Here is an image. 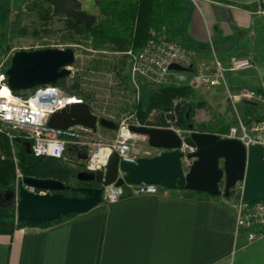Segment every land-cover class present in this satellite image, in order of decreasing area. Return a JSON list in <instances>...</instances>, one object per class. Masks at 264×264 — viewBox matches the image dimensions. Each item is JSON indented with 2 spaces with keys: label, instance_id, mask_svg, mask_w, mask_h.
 <instances>
[{
  "label": "crops",
  "instance_id": "1",
  "mask_svg": "<svg viewBox=\"0 0 264 264\" xmlns=\"http://www.w3.org/2000/svg\"><path fill=\"white\" fill-rule=\"evenodd\" d=\"M24 1L12 6L9 0L11 11ZM181 3L186 8L183 22L168 34L193 53L188 81L197 76L219 80L213 86L200 81L181 84L189 87L191 94L175 100L188 104L189 125L195 131L217 133L228 130L238 118L251 122L264 116V100L236 101L230 97L242 90H255L264 96L263 0ZM78 8L100 15L96 0H78ZM241 57L252 58L253 67L239 72L227 70ZM139 83L141 89L145 87L142 84L152 87V94L175 85L155 86L143 79ZM208 108L218 114L212 128H208L210 115H205ZM161 120H165L163 114ZM188 130L183 129L182 136L188 135ZM115 132L99 126L93 131L107 142L115 138L111 139ZM73 149L77 165L85 164L84 148ZM67 160L72 161L64 160L67 165ZM69 169L68 184L79 186L78 180L72 182ZM227 198L161 187L154 195L128 193L112 204L102 200L87 212L50 225L28 224L15 228L12 234H0V264H264V236L249 241L245 230L238 231V204Z\"/></svg>",
  "mask_w": 264,
  "mask_h": 264
},
{
  "label": "water",
  "instance_id": "2",
  "mask_svg": "<svg viewBox=\"0 0 264 264\" xmlns=\"http://www.w3.org/2000/svg\"><path fill=\"white\" fill-rule=\"evenodd\" d=\"M44 1L53 7L55 14L72 18L85 28L92 27L97 20L96 15L78 8V0ZM75 60L76 53L72 47L18 50L12 55L5 72L7 84L12 91H28L42 85L56 84L70 76L69 68L74 65ZM170 69L189 71V68L177 64H171ZM47 124L60 130L82 126L94 132L98 126L117 128L115 122L93 114L88 103H74L53 113ZM131 130L147 135L149 145L163 149L162 153L151 158H139L136 163H126L120 161L119 155L113 152L103 169L79 171L76 175L81 183L79 186L55 179L25 176L20 182L16 205L17 222L43 224L69 214L87 212L102 202L104 186L113 182L116 185L154 184L166 189L190 190L214 197H229L237 183L242 182L244 201L264 200L262 145H251L247 149L237 139L223 138L212 132L195 131L193 125H189V134L186 136L167 127L131 126ZM182 142L197 149L187 155L192 160L187 171L182 162L184 153L179 150ZM25 145L30 153V144ZM87 157L88 155L84 160ZM81 167L85 168V164ZM26 187L41 192L28 190ZM14 194L12 189L6 198L13 200Z\"/></svg>",
  "mask_w": 264,
  "mask_h": 264
},
{
  "label": "built area",
  "instance_id": "3",
  "mask_svg": "<svg viewBox=\"0 0 264 264\" xmlns=\"http://www.w3.org/2000/svg\"><path fill=\"white\" fill-rule=\"evenodd\" d=\"M190 1L196 3L198 0ZM59 47L57 48H74L73 45ZM37 48H56V46H40ZM121 54L127 57L129 61V77L133 85L131 101L133 109L128 116L120 115L109 119L116 123L117 132L113 140L105 143L97 141L93 131L82 126L60 130L51 128L47 124L50 115L74 103H88L92 113L101 118L93 110L91 103L86 101L85 96L71 92L67 93L59 84L38 86L32 89L27 96L16 95L9 88L7 76L5 75L10 64H8L9 62L7 64L4 62L0 63V134L4 135L9 141L11 157L16 168V178L13 187L15 192L13 201L15 205H17L19 200L20 182L24 177L18 166L17 150L15 147L17 139L23 141L24 145L29 143L30 153L35 157H54L66 160L68 144L73 148H84L88 153L85 162V169L88 171L103 169L113 152L119 155L120 161L136 163L139 158H151L161 154L163 151L161 148L150 146L147 135L131 130V126H149L142 124L136 115V105L139 103L141 97L139 79H143L155 86L167 84L181 85L186 82L191 83L192 81H200L212 86L219 84L217 78L207 76H197L192 81H188L187 72L170 69L171 64L187 68L191 67L193 53L180 41L172 38L164 27L158 31L152 30L150 39L141 49L135 50L129 48L121 52ZM11 57H8L9 61ZM252 67V58L241 57L233 60L227 70L239 72L251 69ZM69 69L71 70V74L66 78V82L68 85H73L69 82V78L73 77V65ZM223 74L224 69H221L220 76H223ZM4 89L7 91H4ZM230 97L236 101L264 100V96L255 90H242L238 95H230ZM176 104L175 106H177ZM163 117L166 122L171 124L167 128H172L182 136L183 129L176 126L178 121L176 109H167L164 111ZM216 134L223 138L237 139L247 149L255 144L264 147V116L251 122H245L243 119L238 118L237 122L231 125L226 132ZM179 150L184 153L182 162L185 171H187L192 163V160L188 159L187 155L194 153L197 149L182 142ZM26 188L35 191L32 187ZM160 189V186L154 184L116 185L113 182L104 186L102 200L112 204L118 202L128 193L131 196H146L158 194ZM16 223H18L17 218ZM237 229L238 231L245 230L249 241H255L264 236V200L260 202H247L243 200L241 195L237 212Z\"/></svg>",
  "mask_w": 264,
  "mask_h": 264
},
{
  "label": "rangeland",
  "instance_id": "4",
  "mask_svg": "<svg viewBox=\"0 0 264 264\" xmlns=\"http://www.w3.org/2000/svg\"><path fill=\"white\" fill-rule=\"evenodd\" d=\"M19 1L11 0L12 6ZM10 8L9 0H0V63L7 64L9 62L8 64H10L8 57L22 49L33 50L40 46H56L57 48L73 45L77 56L73 65V77L69 78V82L71 84L79 83V90L85 95L86 101L91 103L93 110L101 117L110 119L115 116L129 115L133 109L131 104L133 85L129 77L127 57L121 53H115L110 45L99 43L91 36H81L73 32L67 27L66 19L62 18V15H53L51 5L44 0H25L19 8L12 9V11ZM8 15L9 21L7 22ZM142 86L145 87L141 89L140 98L148 97L154 91L146 84H142ZM175 103L173 102L170 108L176 109L177 117L178 106H186L185 111H187V103L183 104L179 100ZM211 109L205 110L207 111L205 115L211 117V124H208V128H212L214 125L212 122L218 118L217 112ZM163 113L162 109L153 110L147 118V122L151 125L171 126L165 120L159 121L160 115ZM188 122H192V119L190 118ZM99 129H104V127L99 126ZM213 129L216 130V128ZM115 134L116 132L111 135V139L115 137ZM94 137L97 141L107 142L105 138ZM73 150L72 146L68 144L67 159L70 158L72 161L67 160V163L72 171V182L78 183L76 173L83 170V167L77 165L73 159ZM83 152L85 156L88 155L86 149ZM5 157L2 155L1 159ZM74 184L71 183L72 186H75ZM242 186L243 183H238L231 190L230 203L239 204Z\"/></svg>",
  "mask_w": 264,
  "mask_h": 264
},
{
  "label": "trees",
  "instance_id": "5",
  "mask_svg": "<svg viewBox=\"0 0 264 264\" xmlns=\"http://www.w3.org/2000/svg\"><path fill=\"white\" fill-rule=\"evenodd\" d=\"M100 15L90 28L77 24L72 18H66L67 27L73 32L95 39L99 43L111 46L115 52H123L129 48L139 50L151 37V31H158L162 27L171 31L181 24L185 17L186 8L181 0H101L98 2ZM53 15H55L53 13ZM56 84L61 85L67 92L81 93L79 83L68 85L66 79ZM28 91H13L16 95H29ZM189 87L169 85L159 89L157 94L143 96L136 105V115L142 124H149L147 118L153 110H167L173 101L179 97L190 95ZM186 106L177 107V124L181 129L188 130L190 117ZM185 111V113H184ZM206 132L203 130H199ZM227 129L217 131L224 133ZM18 166L23 176L38 179H55L66 184L70 181V169L62 159L54 157H35L27 152L20 139L15 142ZM5 155L4 159L1 156ZM16 178V168L11 157L8 139L0 134V196L5 199L13 189ZM231 197L227 198L230 199ZM73 214L63 216L57 220L37 225H50L68 218ZM28 224L16 223V205L12 199L0 201V234H12L14 229Z\"/></svg>",
  "mask_w": 264,
  "mask_h": 264
},
{
  "label": "flooded vegetation",
  "instance_id": "6",
  "mask_svg": "<svg viewBox=\"0 0 264 264\" xmlns=\"http://www.w3.org/2000/svg\"><path fill=\"white\" fill-rule=\"evenodd\" d=\"M2 196H0V201L2 200V201H8V199L7 198H5V199H2L1 198Z\"/></svg>",
  "mask_w": 264,
  "mask_h": 264
},
{
  "label": "bare ground",
  "instance_id": "7",
  "mask_svg": "<svg viewBox=\"0 0 264 264\" xmlns=\"http://www.w3.org/2000/svg\"><path fill=\"white\" fill-rule=\"evenodd\" d=\"M4 91H7L6 89H4Z\"/></svg>",
  "mask_w": 264,
  "mask_h": 264
}]
</instances>
